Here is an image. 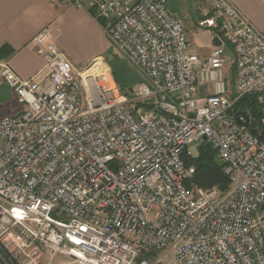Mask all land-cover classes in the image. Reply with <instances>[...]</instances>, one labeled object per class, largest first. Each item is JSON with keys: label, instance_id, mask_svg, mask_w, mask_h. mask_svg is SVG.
<instances>
[{"label": "built area", "instance_id": "built-area-1", "mask_svg": "<svg viewBox=\"0 0 264 264\" xmlns=\"http://www.w3.org/2000/svg\"><path fill=\"white\" fill-rule=\"evenodd\" d=\"M202 1L199 26L222 41L207 59L164 0H98L111 42L144 77L132 97L105 61H71L50 28L33 38L44 81L0 60L21 104L0 117L2 264H41L45 251L78 264H264V142L234 114L247 95L264 102V31L232 0ZM203 142L231 179L225 193L191 182L184 156Z\"/></svg>", "mask_w": 264, "mask_h": 264}, {"label": "crops", "instance_id": "crops-1", "mask_svg": "<svg viewBox=\"0 0 264 264\" xmlns=\"http://www.w3.org/2000/svg\"><path fill=\"white\" fill-rule=\"evenodd\" d=\"M164 1L167 4V0ZM232 1L256 27L264 31V0ZM97 2L83 0V7H76L55 0H0V49L6 44L12 48L10 56L5 60L21 77H35L40 82L44 81L49 69L33 38L42 29L50 28L59 49L77 66L83 68L96 63L94 68L102 67L101 62L105 61L112 42L103 27L104 21L97 16ZM205 6L202 0H196V6L185 2L182 12L168 7L183 19L189 39L197 47L202 59H207L217 46L214 40L216 32L198 24L200 11ZM234 69L232 65L225 67L229 84L233 83ZM212 90L209 84L201 86L199 92L205 96ZM8 93H11L10 98ZM13 99L11 89L5 83H0V103L6 104ZM20 109L21 104L16 100L12 114ZM40 263L78 264L67 255L56 254L51 257L50 251L43 253Z\"/></svg>", "mask_w": 264, "mask_h": 264}, {"label": "trees", "instance_id": "trees-1", "mask_svg": "<svg viewBox=\"0 0 264 264\" xmlns=\"http://www.w3.org/2000/svg\"><path fill=\"white\" fill-rule=\"evenodd\" d=\"M112 46L113 43H112ZM228 48L232 50V46L228 45ZM108 58V57H106ZM109 59V58H108ZM121 64L110 62L113 70L114 77L121 89V91L132 97L130 88V77L126 69L125 63L120 61ZM235 70V69H234ZM234 76L232 78V82ZM257 94H251L238 100L234 105V114L238 111H243L249 114L251 118L250 125L248 128L264 142V115L263 107L264 102L259 101ZM138 105H144L146 107L153 108L154 106L149 102H138ZM185 163L188 167H195V172L192 175L191 182H194L198 188L208 190L211 188H217L221 193H225L231 185V179L224 172V164L218 158L216 150L209 142H203L197 150L195 156H184ZM187 182V186H189Z\"/></svg>", "mask_w": 264, "mask_h": 264}, {"label": "rangeland", "instance_id": "rangeland-1", "mask_svg": "<svg viewBox=\"0 0 264 264\" xmlns=\"http://www.w3.org/2000/svg\"><path fill=\"white\" fill-rule=\"evenodd\" d=\"M188 4H194L196 6V0H167V6L172 9L176 10L177 12H182L184 3ZM226 48V56L228 59V65H232V61L234 60V53L231 49L228 48L227 45H225ZM109 58H105V62L108 63L110 66V62H113L120 66L122 61L125 63L126 69L128 71L129 77H130V85L135 89L138 84H140L142 81H144V77L142 76V73L140 70L134 66L115 46H111V49L107 55ZM112 68V66H111ZM16 96L14 95V99L7 102L6 104L0 103V117L3 116H9L12 114L14 107H16ZM194 152L197 154V148L193 147ZM259 213L261 214L262 211L259 210Z\"/></svg>", "mask_w": 264, "mask_h": 264}, {"label": "water", "instance_id": "water-1", "mask_svg": "<svg viewBox=\"0 0 264 264\" xmlns=\"http://www.w3.org/2000/svg\"><path fill=\"white\" fill-rule=\"evenodd\" d=\"M214 40L216 41L217 45H221L222 44V41L221 39L219 38V36H215ZM12 52V48L9 46V45H4L3 47H1L0 49V59L1 60H5L7 59L10 54ZM130 90L133 92L134 91V88H130ZM11 97V93H8V98ZM241 116H243L245 118V120H242L241 119ZM235 118L237 120V122L241 125H244V126H249L250 125V122H251V118L249 116L248 113L246 112H243V111H238L236 114H235ZM262 211H264V203L262 204L261 208H260Z\"/></svg>", "mask_w": 264, "mask_h": 264}, {"label": "bare ground", "instance_id": "bare-ground-1", "mask_svg": "<svg viewBox=\"0 0 264 264\" xmlns=\"http://www.w3.org/2000/svg\"><path fill=\"white\" fill-rule=\"evenodd\" d=\"M93 69H95V68H93ZM93 69H92V70H93ZM92 70H90V71H92Z\"/></svg>", "mask_w": 264, "mask_h": 264}]
</instances>
